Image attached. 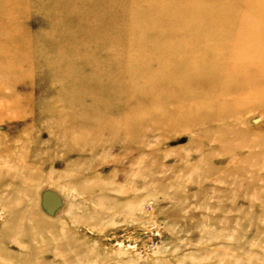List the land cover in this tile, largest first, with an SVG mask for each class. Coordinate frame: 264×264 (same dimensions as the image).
Wrapping results in <instances>:
<instances>
[{
  "label": "rangeland",
  "instance_id": "rangeland-1",
  "mask_svg": "<svg viewBox=\"0 0 264 264\" xmlns=\"http://www.w3.org/2000/svg\"><path fill=\"white\" fill-rule=\"evenodd\" d=\"M231 1L0 0V264H264V91L222 112L178 74L259 44ZM124 58L144 96L114 108Z\"/></svg>",
  "mask_w": 264,
  "mask_h": 264
},
{
  "label": "bare ground",
  "instance_id": "bare-ground-1",
  "mask_svg": "<svg viewBox=\"0 0 264 264\" xmlns=\"http://www.w3.org/2000/svg\"><path fill=\"white\" fill-rule=\"evenodd\" d=\"M109 1L110 0H107V2H109ZM106 3L104 2V6L107 5ZM150 5L152 6L153 4H150ZM153 6L156 8V7L160 6V4L156 3ZM230 8H231V10L238 9L239 14L248 15V16L241 17L239 19H237V17L239 15H236V21H237L236 24L239 26L238 28L240 30H242L245 27H248V28L253 27L254 28L253 31H255V33L250 35V39L253 38V40H254V38H255L256 40L259 41V44L256 46H253V47H249L248 45L250 44V42H246V39L249 40V38H248L249 36L248 35L245 36L242 32L236 33L234 38L236 40H238V43H237V54H235V57L237 56L238 57L237 59L241 61L239 64H237V62H238L237 59H235L234 61L223 60L219 64H217L218 62H214L213 64L206 66L205 68H204L205 65H199V66L197 65L196 70H193L194 68H196V67H193V68L185 70L184 72L178 73V74L184 73L182 76L186 78L185 82L183 81L184 82L183 92L185 94L188 95L187 92H189L191 94L198 92V94H195L196 98L199 96H202L203 98H208V100L211 102H216L215 101L216 98L219 97L218 102L220 100L221 101L223 100V102H222L223 104H222V108H221L222 112H224V110L228 111V112H237L241 108V107H239V104H240L239 99H241V97H242L240 91H246L249 89L253 93L264 91V88H263L264 84L263 85L260 84L261 82L264 81V0H232ZM148 11L149 10H147V12ZM235 12H236V14H238L237 10ZM233 14L234 13L232 12V15ZM145 16L146 15L144 14L142 17H140L141 22H143ZM109 18L110 19L106 18V21L104 24L105 27H108V23H110V22H112V20H114V16L112 18L111 17H109ZM130 20H131V23L133 25L137 24L136 18H131ZM225 22L230 23V24L233 23V21L231 20V17H230V19L226 18ZM4 28L6 31H8L9 29H12V27L10 26V23H6L4 25ZM101 30H102V28L100 26H97V25L94 27L92 26L90 29L84 28V29L80 30L79 36H77V33L72 36V40L70 41V43H76L77 44V43L81 42L83 44V41H85V39L88 37L86 42H89L90 48L92 47L93 48L92 50L95 51L96 53L101 52L106 48L103 45V43L99 42V40H98V36H100V34L102 33ZM49 36L50 35H48V37ZM188 36H191V38L189 40L185 39V43H186L185 48H187L189 46L191 41H195V39H196V37H193L192 35H188ZM6 37H7V39H6L7 42L12 40L11 35L6 36ZM76 37H77V39H76ZM216 37H218L217 38L218 40H223V39H225L226 36L221 35V36H216ZM14 39H15V36H14ZM113 41H115V40H113ZM118 42H120V41H118ZM11 45H12V43H11ZM69 46H70V44H69ZM121 49H122L123 53L127 51V50H125V48L124 49L121 48ZM92 50L89 49L87 51V54L89 56H93L91 54V53H93ZM119 50H120V48H119ZM89 51H91V52H89ZM25 53L27 55V52H25ZM76 54L77 55L79 54V56L81 57L83 53H79V51H77ZM61 57H63V54H61ZM93 57H95V56H93ZM125 58L123 59L122 63L119 64L121 66L119 68V71L116 70L118 72L117 74H119V76L120 75L123 76L122 79L119 80V79H115V77H114L113 83L112 82L109 83V85L111 84L110 87H112L114 85V87L116 88V92L114 93L115 94L114 97H115L116 102H114L112 104V106L114 108L131 107L133 104L138 103L137 101L136 102L134 101L136 94H137V98H139V100H141L142 97L144 96L143 93H141L142 96L140 93H138L140 88H138V86L135 88L134 84L131 83L130 77L132 75L131 68L133 67V65L127 64L125 61ZM215 61H217V60H215ZM179 64H180V66L177 67V70L181 71L184 69V67L182 65V61ZM242 64L245 65V68H244L245 70H243L242 72L237 71L235 66L238 65L240 67ZM54 68H57V70L59 71L58 72L59 75L64 76L67 73L68 76H75V74H74L75 71L70 66L65 67L64 65H62V66H56ZM203 68H204V71H203ZM161 69H160V71H161ZM164 70L166 71V68L162 69V71H164ZM256 70L258 71L257 75L253 76L254 74H252V73H254ZM122 73H125V75ZM160 75H163V73H160ZM248 75L250 77H247ZM135 76H136V73H135ZM157 76L158 75H155L153 78H157ZM141 77L143 78L142 73H141ZM155 82H156L155 80H152L151 84H155ZM219 82H222L223 84L221 83L222 85L220 84V86H219L218 85ZM90 84H91V82H90ZM90 84H89V86H90ZM211 86L213 88L218 87L217 91L211 92L212 94H207V93L203 94L205 89L207 87H211ZM92 87H96L95 83H94V86L92 85ZM74 90L72 92L71 91L68 92L69 97H67V99L70 100V102H75L76 105H79L77 103L80 102L79 100H82V98L79 97V94H81L82 91L75 92ZM92 90L93 89L90 90V93H92ZM171 91L172 90L168 91V95L170 97H171V94H170ZM80 96H82V95H80ZM162 98H163V95H160V98H158V99L160 100ZM172 107L183 109L182 107H185V102L180 101L179 99H176L175 103L173 104ZM201 109H202V107H201ZM180 114L182 115V113H180ZM225 114H227V113H225Z\"/></svg>",
  "mask_w": 264,
  "mask_h": 264
},
{
  "label": "water",
  "instance_id": "water-1",
  "mask_svg": "<svg viewBox=\"0 0 264 264\" xmlns=\"http://www.w3.org/2000/svg\"><path fill=\"white\" fill-rule=\"evenodd\" d=\"M51 200H53L54 202L56 201L54 198H52ZM52 202V201H51Z\"/></svg>",
  "mask_w": 264,
  "mask_h": 264
}]
</instances>
